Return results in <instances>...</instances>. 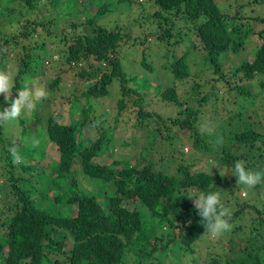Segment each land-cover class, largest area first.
I'll return each instance as SVG.
<instances>
[{
  "label": "trees",
  "instance_id": "obj_1",
  "mask_svg": "<svg viewBox=\"0 0 264 264\" xmlns=\"http://www.w3.org/2000/svg\"><path fill=\"white\" fill-rule=\"evenodd\" d=\"M12 1L0 0L1 14V6ZM23 1L21 8H12L15 15L8 20L9 25L15 22L17 26L13 33L5 31L7 23L0 18V67L13 60L16 68L11 75V97L25 89L43 90V98L58 101L56 92L66 87L68 74L79 82L85 77L93 80L84 90L74 89V95L61 103L64 109L79 107L75 112L78 119L73 122L58 110L48 120L43 119V98L36 102L34 115L31 109L22 112L17 120L24 139L17 141L23 143H17L15 148L23 158L19 164L12 161L13 139L4 131L5 122H0V160L6 174L0 183V264H128L130 252L137 256L138 264H161V254L171 244H181L185 252L194 251V246L209 233L194 198L188 197L215 192L222 182L230 181L223 170L233 169L236 162L245 158V153L233 150L235 142L249 145L254 153L248 158L252 162L243 165L253 169L261 164L264 171V131L259 130L253 117L236 126L242 116L227 103L223 107L229 112L223 116L225 145L219 155V167H213V171H193V159L187 162L182 151L174 147L169 155L160 150L156 160L157 140L175 144L177 136L171 126L174 124L189 129L198 146L212 151V145L204 144V137L196 129L200 108L194 101L218 99L220 83L231 92L248 94L252 93L248 81L260 76V85L264 87V0H249V6L241 4L228 10L220 6L222 0H149L145 13L151 17L148 16L150 26L146 31H137L132 21L117 17L102 22L110 9L104 0L98 6L99 0H83L81 4L76 0H50L45 5L39 4V0ZM115 1L126 5L139 0ZM92 5L97 10L89 15ZM151 37L154 39L149 40ZM250 38L260 42L255 58L228 64L230 56L240 53ZM30 40L31 44L21 45ZM130 48L139 49L137 62L142 69L136 74H130L123 63ZM150 48L156 53L154 61L158 65L147 55ZM11 54L18 56L10 59ZM55 54L57 58L53 60ZM196 58H201L199 64H204V70H192L190 61ZM48 60L52 61L47 63ZM103 63L100 76L90 72ZM209 71L217 77L207 80ZM169 73L173 76L170 82L159 81L160 76L163 79ZM188 84L190 94L183 89ZM150 91H155L151 100L147 99ZM117 95L116 104H110L107 110L113 115L114 108L118 111L114 132H107L97 119L87 124L91 115L102 116L101 112L97 116L96 111L105 98ZM154 99L158 104L177 106L179 115L168 118V124L160 112L149 109ZM3 101L6 107L4 96L0 95V102ZM125 111L128 115L137 111L139 121H133L131 114L126 124L147 127L148 143L140 145V152L134 156L117 159L112 146L117 140L118 115ZM148 117L156 118V126L144 122ZM89 125L97 132L95 138L88 134ZM33 126L37 127L36 132L32 131ZM34 140L38 143L33 144ZM135 141L137 138L133 141L136 144ZM178 159L181 163L177 172L165 170V161ZM42 162L46 166L39 165ZM16 168L22 172L16 174ZM79 169L83 176L103 187L94 192L83 189L78 182ZM104 183L109 185L105 187ZM103 188L104 201H100L96 193ZM221 193L232 196L233 190ZM223 197L220 196L221 204L228 210L230 200ZM138 200L142 202L138 207L124 204ZM234 205L237 209L226 217L230 228L224 235H262L264 209L247 200ZM73 207H77L76 214L61 211ZM254 211L257 217L253 216ZM54 255L62 257L53 260ZM211 256L206 264H264V241L256 250L241 255Z\"/></svg>",
  "mask_w": 264,
  "mask_h": 264
},
{
  "label": "rangeland",
  "instance_id": "obj_2",
  "mask_svg": "<svg viewBox=\"0 0 264 264\" xmlns=\"http://www.w3.org/2000/svg\"><path fill=\"white\" fill-rule=\"evenodd\" d=\"M7 1H12V0H7ZM50 0H39V4L45 5L46 2H49ZM64 1V0H59ZM78 4H81L80 1L83 0H76ZM105 2L109 3V13L107 16L102 18V22L107 23L108 21H111L115 17L122 19V20H130L133 22L135 28H137V31H146L149 26H150V14H146L145 11L149 7V0H139L134 3H129L126 5H122L118 3L115 0H104ZM224 2V5L222 4ZM100 3L97 2L96 6H98ZM24 4V1L21 0L18 2V0L9 2V3H4L1 6L2 13H0V18L7 23V26L5 31L7 33H13L17 26L14 22L13 25H9L8 20L10 18H13V14L15 15V12L12 10V8L19 9L21 8ZM220 6L223 9H233V7H237L238 5L244 4L246 6H249V0H222L221 2L219 1ZM61 6V5H60ZM95 5H92L88 9V14L93 15L94 12L97 10V7ZM63 8V6H62ZM256 12H259L260 10L254 9ZM47 12V10L45 11ZM264 15V12H263ZM85 16V15H84ZM150 16V17H148ZM135 31V32H137ZM146 35V32L140 37L142 38L143 36ZM154 39L151 37L149 40ZM32 40L30 41H25L24 44H31ZM260 47V42L250 38L247 39L246 42L243 44L240 53L238 54H233L230 56V59L227 60L228 64H231V62L235 65H237L241 60L244 59H249L253 60L256 56V52L258 48ZM139 49L137 48H130L127 50L124 54V65L127 66V70L130 74H136L141 72L140 69L142 67L139 65L137 62V52ZM148 53V50L146 51ZM196 55L200 54L199 52ZM57 55V54H56ZM140 55V54H139ZM149 58H151L153 63H156L157 61L155 60L156 53L154 52L153 48H150L149 53L147 54ZM18 56V54H11L8 56L10 59H13L12 57ZM201 61V58H196V60H191L190 65L192 70L198 69H203L204 70V64L200 65L199 62ZM162 63V61H161ZM100 67L104 68L105 64H98L94 68L90 69V72L96 75L100 76ZM235 68V67H234ZM15 63L13 60H10L9 62L5 64H1L0 71L6 72L10 78L11 75L14 74L15 70ZM231 68H229V71ZM208 75L205 77L207 80L213 79L212 76L217 77V75H213L211 71L207 73ZM242 74V73H240ZM152 79L154 78V75H151ZM173 76L171 74H164V78L160 76L161 82H170L172 80ZM204 78V79H205ZM260 76H256L253 80L248 81L250 83L249 91L252 93L244 94L239 92V90H233L231 92L229 90V87L226 85L220 83L218 86V93L216 94L219 98L215 99V97L209 98L206 102L203 100L199 101H194L196 106L200 108L199 112V118L198 121L196 122V129L201 132V135L204 137V144L209 143L212 145L213 149L212 151H209L205 148V146H198L195 138L192 137L193 133H190L189 129L186 128H181L179 126H176L174 124H171L172 128H174L172 131L175 133L177 137H175V144L170 143L168 141H164L162 139H158V143L156 145V148L159 149L158 153L156 154L155 159L157 160L160 155V150L166 155H169L171 153L172 148L174 147L176 150L182 151L183 153V158L187 162L189 160L194 161L195 165L193 166L192 170L193 171H198V170H207L211 171L212 168L214 167H219L218 161H219V155L221 153V148L222 145L224 144L223 140V128H224V120L223 116H226L229 114L226 109L223 107L228 103L232 107L236 109V112L241 115L242 119L239 122H236V126L244 125L247 123V121H250V117H253V120L256 121L259 126L260 131H264V87L260 85ZM93 79L88 80L87 77L83 79L82 82H79L76 77H74L73 74H68L65 77V81L67 83L66 87L61 90L57 91L56 94L60 97L57 103L53 102L51 100H46V103L48 105H51L49 107L41 108L40 113L41 117L43 119H46L49 113L55 114L56 110L61 111L62 113L65 114V118L68 121H73L77 120L79 115H75L76 109L79 107H74V108H62L61 103L62 101L67 102V99H69V96L74 93V89H78V91L84 90V88H87L88 83H90ZM12 82V78H11ZM238 83H243L242 81H239ZM248 88V87H247ZM184 90H188V93L190 94L189 91L190 85L188 84L186 87L183 88ZM206 88L201 92V94L204 93ZM74 95V94H73ZM155 98V91H150L148 93L147 99ZM231 97V98H230ZM119 98V95L114 96V97H107L105 98L106 100L103 101L100 106L98 107L96 111V115L99 116V113H103L102 116L95 117L94 115H91L89 118V122L87 124H93L96 122L95 119H97L98 122H101L104 128L106 129L107 132H114V118L117 116L118 111L114 108V115L107 112L109 110V105L113 104L115 105L117 100ZM235 98V100H234ZM156 99L153 100L152 105L149 109L155 110L160 112L165 120L168 118L175 119L179 115V108L175 105H167L164 103L158 104ZM4 107V101L1 103L0 102V111L3 110ZM36 109L32 111L31 114L34 115ZM132 114V120H138L139 117L137 114V111ZM131 114L128 115V112H120L118 115V126L117 130H115V136L117 137V142L115 144V147L112 146V148L115 149L116 155L115 157L117 159L130 157L134 156L135 154L140 152V145H143L144 143H148V133L149 129L147 127H140L136 126L133 128V126H129L126 124V118L127 116L129 117ZM156 118L155 117H148L147 119H144V122L149 121L152 123L154 126H156ZM168 124H170V121L167 120ZM90 125L88 126L87 130L89 129ZM4 131L7 135L11 136V139H13V147H17V143H20V145L23 143L17 142L20 140H23L24 137L22 135V126L19 124V121L16 120H10L5 122V127ZM32 131L36 132L37 127L33 126ZM90 131V130H89ZM92 136H94L95 130H91ZM137 138L138 141H135L136 144L133 142L134 139ZM123 141H128L129 144L121 146V142ZM156 141V142H157ZM232 148L235 152L242 154L245 153V158L240 159L239 162L242 164H248L251 163L252 160L248 159L249 157H252L254 155L253 151L251 150L249 145H242L240 143L235 142L232 145ZM193 149V151H192ZM216 150V151H215ZM106 157V156H105ZM23 160V158H22ZM102 161H105L102 159ZM197 163H196V162ZM159 163L160 160H159ZM178 163V164H177ZM181 163V161L178 160H173L172 162H166L163 164V167L165 170H168L169 172H177L178 165ZM45 162L40 163L39 165L41 166H46ZM260 167L261 164H256V166L251 169L250 167H247V169H250L252 171H263ZM82 169H79L78 175L80 176L78 179V182L81 183L84 189H91V190H96L99 189L103 186L98 185L97 182L91 181V179L88 176H83L81 173ZM213 171V170H212ZM224 174L227 175L228 180L227 182H222L220 185L217 186L215 192L219 193L220 196L226 197L225 199H229L230 202L227 205L228 212H233L234 210L237 209V206L234 205L237 202L243 203L244 201H248L252 204H256V206L262 210L264 209V181H261V184H257L255 186H247L243 185L240 183H237L234 168L229 170L224 169ZM22 169H15V173H21ZM180 173V172H179ZM6 178V174L4 172V165L2 160H0V183H3L4 179ZM81 180V181H80ZM109 184L104 183V186L107 187ZM65 185H63L64 187ZM233 190L232 196L229 193L222 194L221 192L223 191H228L229 189ZM245 193V196H242ZM51 195H54L55 193H50ZM58 194V193H57ZM101 200L104 199L105 193L100 192L96 193ZM2 195L0 194V209L2 208L3 201L1 200ZM223 197V198H224ZM142 202L141 201H136V202H128L124 201V204L130 208L138 207ZM234 203V204H233ZM105 206L107 207V203H104ZM230 205V206H229ZM73 212L76 214L77 207L72 208ZM245 211H248V208L245 209ZM254 217H257L258 214L257 212H252ZM242 221V220H241ZM244 223V222H243ZM261 232V231H260ZM247 233V232H246ZM246 233H244L242 236H230L226 237L224 233L218 236H212L208 234L205 238L204 241L198 242V245L194 246L195 250L194 251H187L184 250V247L181 244H171L168 248H166L162 254H161V264H206L205 260L208 259L209 256L212 254L216 253H225L226 257H232L234 255H241L245 251H249L250 249L256 250L258 245L261 244V242L264 241V230L263 234L258 236V234H250L246 236ZM259 237L256 241H254L255 238ZM231 238L232 240L230 241ZM250 243H253V245H250ZM62 257L61 255H54L53 260L56 259V257ZM212 257V256H211ZM136 258L137 256L130 252L127 255V263L128 264H138L136 263ZM141 264V263H140Z\"/></svg>",
  "mask_w": 264,
  "mask_h": 264
},
{
  "label": "clouds",
  "instance_id": "obj_3",
  "mask_svg": "<svg viewBox=\"0 0 264 264\" xmlns=\"http://www.w3.org/2000/svg\"><path fill=\"white\" fill-rule=\"evenodd\" d=\"M54 58H57L56 54L54 55L53 60ZM50 61L52 60H48L47 63H49ZM11 88H12V82L10 76L6 72L0 71V95L4 96V100L7 104V106L3 107V110L0 111V122H7L10 120L18 119L25 109H31V111H33L35 109L34 107L36 102L45 96V92L43 90L34 91V90L25 89L19 91L18 95L15 98H12ZM48 99L49 98H43L42 104H40L41 108L49 107L53 105V102L54 103L58 102L55 98H51L49 100L52 101V104L48 105L46 103V100ZM50 115L51 113H49L46 120H48ZM92 129L95 130L94 127L89 128L90 131L88 132V134H90L91 137L95 138L97 136V132L95 130L94 136H92L91 133ZM36 143H38V141L34 140L33 144ZM121 146L123 145L121 144ZM10 154L12 156L13 163L19 164L22 162V156L17 151V149L11 148ZM234 172H235L234 176L236 177L237 183L243 185L255 186L257 184H261V181H264V172L262 171L254 172L250 169H247L241 162L235 163ZM89 191L94 192L95 190L89 189ZM104 191L105 189L103 188L101 192ZM242 196H245V193ZM188 198L190 199L194 198L195 207L198 210V215L201 217V222L204 224L207 233H209L212 236H218L229 230L230 224H229V220L226 219V217H229L230 213L226 208L222 206L219 193L214 191H208L201 193L199 196L188 197ZM99 200L102 201L100 198ZM61 211L64 214H68L73 210L65 209Z\"/></svg>",
  "mask_w": 264,
  "mask_h": 264
}]
</instances>
